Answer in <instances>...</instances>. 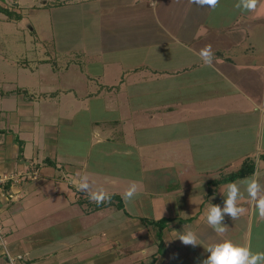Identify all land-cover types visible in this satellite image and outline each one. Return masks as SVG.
Here are the masks:
<instances>
[{"label":"crops","instance_id":"0c3cea01","mask_svg":"<svg viewBox=\"0 0 264 264\" xmlns=\"http://www.w3.org/2000/svg\"><path fill=\"white\" fill-rule=\"evenodd\" d=\"M237 2L43 0L57 14L52 42L44 45L52 56L21 64L31 74L49 66L59 84L0 91V98L27 95L19 117L0 108V192L8 193L0 196V225L10 250L27 257L24 264H201L205 249L221 239L264 252V217L244 183L255 178L264 185V0L251 11ZM208 46L211 65L200 55ZM40 98L54 108L70 105L68 116L57 114L62 126L95 125L90 135L106 162L97 177L119 186L107 192L113 202L94 205L77 188L85 176L80 160L48 152L34 138L53 126ZM82 112L90 115L78 123ZM245 161L255 163L252 174L215 182ZM115 163L121 170L111 171ZM31 175L59 182L52 206L24 204V192L43 190L24 185ZM232 182L242 193L240 212L226 214V231L218 234L206 222L207 208L224 206ZM133 184L137 191L126 198ZM40 211L57 219L42 225ZM162 218L169 221L160 243V229L144 219ZM188 229L198 244L177 238ZM0 264H8L1 253Z\"/></svg>","mask_w":264,"mask_h":264},{"label":"rangeland","instance_id":"374dc122","mask_svg":"<svg viewBox=\"0 0 264 264\" xmlns=\"http://www.w3.org/2000/svg\"><path fill=\"white\" fill-rule=\"evenodd\" d=\"M49 2L50 4H53L56 0H49ZM0 3L2 6L12 9V11L16 13L15 16H10L0 11V91H8L10 88H16L18 86L24 87V84H32L33 86L31 88L33 90L40 87L45 88L46 90L56 87L59 84L57 81L58 77L56 76L54 78L53 74L47 70L49 66H43L42 70L39 67L38 69L41 72L38 70V72L31 74L28 71H24V65L21 63L23 62L24 64V61L28 60L30 63L35 64L39 58H44L46 55L52 56L51 53H47L46 49L44 50V45L48 42H52L50 39L53 38V21L55 17H57V14L54 13V15L49 6L43 7V0H0ZM17 14L21 15V18H16ZM30 25L34 27V31H31ZM25 97H27L26 94H23L22 96L1 97L0 108L3 109L2 115L5 116L7 113L6 110H9L8 113H10V111H15L16 116L18 115L17 117H19L22 112L21 100L24 101ZM37 101L42 102L41 105H44V107L51 109L47 110L46 114L49 116V120L53 123V126L47 130V132H45L44 129H41V132L39 131L38 135H34L33 132L34 138L37 140L39 139L41 145L46 144V150L48 152H56L59 155H62V158L65 156H74L77 160H80L76 165L78 168H83L85 176L89 178L90 184V189L84 191L91 192L103 189L106 193L116 192L119 186L107 184L106 182L109 178L104 179L97 177L98 169L104 168L106 162L105 159L102 160L99 155H97L99 151L98 147L95 145L96 138L94 137V131L92 136L90 135L91 131L89 128L95 125L92 126L91 123H84L80 127L72 129L68 126H62L57 122V114L68 116V107L70 105L67 107V105L61 104L60 107L54 108L55 105L52 106L51 104L46 103L48 102V99L40 98ZM93 107L94 109H100L98 105H93ZM57 109L59 111H57ZM99 114L104 115L105 118L113 116L104 111H101ZM89 115L88 112L78 114V123H83L86 119L88 120ZM54 117L56 118L55 120ZM82 118L85 119H83V121L79 120ZM18 127L19 126L16 124L13 126V130L17 132ZM117 136H119V132L115 131L114 138L116 140ZM39 141L38 143H40ZM30 142L31 141L27 142L28 150H31L28 146ZM91 142L93 144L92 146H90ZM113 144L114 143L112 142L110 143V145ZM84 164L85 166L83 167ZM117 168L118 170H121L115 163L113 170L111 171L117 172ZM123 169L124 168H122V170ZM36 178V175L26 176L24 178V185L30 184V186L33 185L35 187L40 186L39 188L43 189L42 193H40V191L38 193L37 191V195H31L24 192V204L29 201V203L40 205L41 209L46 206H52L56 200L52 192L55 185L59 186V182L54 179L48 180L49 178L45 177H41L39 180H36ZM116 180L120 181L119 178H116ZM63 185L66 187V182L62 184V186ZM143 186L144 182L142 181L140 187L143 188ZM7 195L8 193H6V191H3L2 194L0 192L1 197H6ZM68 195L70 198H73V191ZM37 209H40V207ZM31 211H26V213ZM43 213H45V210H43ZM38 218L44 220L42 225H48L51 224L50 222L56 217L55 214H53V211L50 212V215L47 217H43L42 212L40 211ZM4 229L7 230L5 226ZM24 258L26 259L27 257L24 256Z\"/></svg>","mask_w":264,"mask_h":264},{"label":"clouds","instance_id":"9594fccd","mask_svg":"<svg viewBox=\"0 0 264 264\" xmlns=\"http://www.w3.org/2000/svg\"><path fill=\"white\" fill-rule=\"evenodd\" d=\"M193 2L200 5L208 4L214 6L217 0H193ZM256 3L257 0H238L235 7L241 10L251 11L256 8ZM200 55L204 58L206 64H212L213 54L210 46L202 49ZM76 183L79 191L90 189L87 176H82ZM244 183L246 184L248 196L256 201L259 215L264 217V185H261L255 178L246 179ZM136 191V185L133 184L127 189L124 195L130 199ZM225 196L226 199L223 207L212 203L206 212V222L218 234H223L226 231L225 223L223 222L225 215L227 214L235 218L240 212V208L237 206V200L242 196L239 185L236 182L227 184ZM110 198L109 194L103 189L89 192V199L95 201L97 204ZM177 238L186 245L198 244V237L191 229L186 230ZM205 251L209 255L206 259L202 260L201 264H264V252H253L249 246L234 244L229 239H221L218 242L210 244Z\"/></svg>","mask_w":264,"mask_h":264},{"label":"trees","instance_id":"16d2710c","mask_svg":"<svg viewBox=\"0 0 264 264\" xmlns=\"http://www.w3.org/2000/svg\"><path fill=\"white\" fill-rule=\"evenodd\" d=\"M0 11L7 14V15H10V16H13V15L15 16V14H16L15 12L12 11V9H9L7 7L2 6L1 3H0ZM16 18H21V15L17 14ZM254 170H255V163L253 161H245L240 169L225 175L224 177L216 180L215 182L218 183V182L234 181L238 178H243V177L249 176L250 174H252L254 172ZM112 198L113 197H111L110 199H107V200H105L99 204H97L95 201H93L92 203H94V205H96V206H101V205L113 202ZM114 198H117L119 200V202H120L119 207H122V205H123L122 199H120V197H114ZM144 220L146 223L152 224V225H154L160 229V231L158 232V235H159L160 243H162L161 232H162L163 228L166 226V224L168 223L169 218H162L159 220H148V219H144Z\"/></svg>","mask_w":264,"mask_h":264},{"label":"built area","instance_id":"2783aa9c","mask_svg":"<svg viewBox=\"0 0 264 264\" xmlns=\"http://www.w3.org/2000/svg\"><path fill=\"white\" fill-rule=\"evenodd\" d=\"M0 253L7 259L8 264H24L25 258L23 254H15L8 247L6 237L2 226L0 225Z\"/></svg>","mask_w":264,"mask_h":264}]
</instances>
